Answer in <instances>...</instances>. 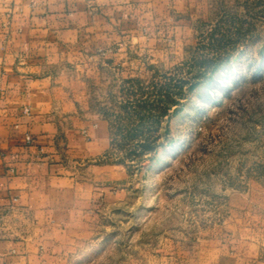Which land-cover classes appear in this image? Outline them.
<instances>
[{
    "label": "rangeland",
    "instance_id": "1",
    "mask_svg": "<svg viewBox=\"0 0 264 264\" xmlns=\"http://www.w3.org/2000/svg\"><path fill=\"white\" fill-rule=\"evenodd\" d=\"M167 37L89 80L117 166L65 264H264V0H209Z\"/></svg>",
    "mask_w": 264,
    "mask_h": 264
},
{
    "label": "crops",
    "instance_id": "2",
    "mask_svg": "<svg viewBox=\"0 0 264 264\" xmlns=\"http://www.w3.org/2000/svg\"><path fill=\"white\" fill-rule=\"evenodd\" d=\"M208 1L0 0V264L67 262L117 166L100 162L110 122L89 80L102 58L155 51Z\"/></svg>",
    "mask_w": 264,
    "mask_h": 264
},
{
    "label": "built area",
    "instance_id": "3",
    "mask_svg": "<svg viewBox=\"0 0 264 264\" xmlns=\"http://www.w3.org/2000/svg\"><path fill=\"white\" fill-rule=\"evenodd\" d=\"M26 138H27L28 141H31V139H32L31 134L28 133V134L26 135ZM15 199L17 200V198H15Z\"/></svg>",
    "mask_w": 264,
    "mask_h": 264
}]
</instances>
